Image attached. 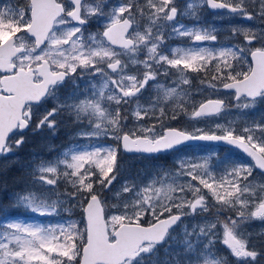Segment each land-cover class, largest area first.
I'll list each match as a JSON object with an SVG mask.
<instances>
[{
    "label": "snow or ice",
    "instance_id": "6c2138e0",
    "mask_svg": "<svg viewBox=\"0 0 264 264\" xmlns=\"http://www.w3.org/2000/svg\"><path fill=\"white\" fill-rule=\"evenodd\" d=\"M106 0H29L25 7L0 8V155H7L19 148L24 136L11 139L22 133L33 123V108L49 99L56 103L38 119L33 131L47 126L56 127L55 116L68 110L77 122L87 118L89 130L81 131L83 138L111 139L115 146L90 145L81 148L74 145L63 153L62 159L41 161L34 168L40 175L37 179L47 185H55L56 179L47 174L58 175L61 166L63 176L69 180L74 191L65 193L72 199H83L86 225L81 230L76 222L57 225L8 222L0 224V264H228L224 257L217 256L212 249L220 225L223 229V244L237 264H254L264 251L249 248L248 240L238 234L239 225L251 219L264 220V183L253 176L254 168L264 175V125L245 127L242 134L234 129L217 125L224 134L207 133L202 129L188 132L160 124L125 131L119 105L136 100L132 116L139 124L155 114L160 97L148 107L139 103L138 97L150 81L158 75L162 65L171 66L180 72L176 87L157 85L163 100L175 98L177 103L169 119L175 120L180 112L189 119L197 120L219 115L229 105L223 99H205L198 107L193 105L189 113L184 107L190 102L192 93L178 90L181 84L189 85L186 78L191 72L206 71L213 61L215 74L211 80L201 81L217 91V81L223 89L234 90L235 107L251 108L258 100L264 101V27L233 28L234 36H243V45L236 44L220 49L204 47L173 48L171 58L162 51L165 37L160 28L167 22H175L178 9L174 0H146L141 6L138 0H120L118 5L105 12ZM259 7L255 15L246 5ZM213 10H227L229 15H238L249 21L264 22V0H187L183 15L198 18L200 5ZM140 18H147L143 31L139 28ZM95 17L103 21V31L85 34L84 26ZM154 28L156 33L154 34ZM130 29H132L130 31ZM207 28L186 27L177 24L172 34L190 37L193 44L216 41L217 37ZM259 45V46H253ZM146 49L144 59H139ZM251 64L247 71H237V64ZM126 57L127 59H122ZM233 61L237 63H233ZM143 68V71L128 72V69ZM99 77V83L94 79ZM84 80L87 87L84 99L78 100V81ZM71 82L74 91L61 102L58 89ZM69 101H72L69 103ZM114 102L115 112L104 107V102ZM243 101V102H242ZM177 109L179 111H177ZM164 107L159 108L160 121L166 117ZM259 130L260 136L254 135ZM189 141H222L241 149L255 163L237 164L222 176L211 177L213 183L195 175L198 167L187 159L178 161L179 171L175 177L168 172L153 179L145 186L125 181L120 191L114 193L116 211L106 214L104 190L111 191L119 171L117 157L121 149L130 154L155 156L171 151H180ZM186 174L208 189L218 205L214 220L193 225H183L182 240L173 235L181 226L183 218L207 213L209 204L201 188L189 181L186 185L165 184L166 179H175ZM160 184L157 187V184ZM96 185L100 191H97ZM222 189L223 192L218 191ZM179 192V195L173 193ZM191 193L188 199L185 193ZM127 195V199H125ZM16 203L33 213L51 215L57 211L58 200H51L44 193L27 191L16 194ZM237 211V219L221 221L219 209ZM252 208V211H248ZM187 209V211L185 210ZM151 216V219H147ZM198 229V231H197ZM207 240L206 244H202ZM164 247L165 259L159 260V250ZM181 248L182 251H172ZM66 259H59V258Z\"/></svg>",
    "mask_w": 264,
    "mask_h": 264
},
{
    "label": "rangeland",
    "instance_id": "374dc122",
    "mask_svg": "<svg viewBox=\"0 0 264 264\" xmlns=\"http://www.w3.org/2000/svg\"><path fill=\"white\" fill-rule=\"evenodd\" d=\"M87 3H94L95 0H86ZM187 0H174L175 6L178 9V15L175 22H167L163 24L160 28V31L163 32L165 37V43L162 45V51L169 54L171 58V49L173 48H189V47H204L208 49H220L222 47H228L231 45L240 44L243 45V36H234L232 29L233 28H256L264 27V22L260 20L249 21L245 18H242L238 15H229L226 11L214 12L211 11L206 5L201 4L198 11V18L192 17L191 15H183L182 13L185 10ZM195 2V0H194ZM27 0V4H28ZM120 0H106L104 11L108 12L115 5H118ZM138 3L143 6L146 4V0H138ZM24 0H0V8L11 7L13 9L21 8L27 6ZM255 15V14H254ZM139 21V28L137 30L143 31L148 21L147 18H140L137 15ZM90 23L84 26L85 34L93 32H102L103 30V21H99L93 17L90 20ZM177 24H183L188 28L193 26L207 28L210 31L215 29L213 33L216 35V41H203L193 44L190 37L186 36H177L172 34V28ZM132 30V29H131ZM156 29L154 28V34ZM259 46V45H253ZM146 56V49H142L139 54V59H144ZM122 59H127L126 57H121ZM233 63H237L233 61ZM215 64L216 61L210 63L206 71L210 72V75L207 78H203V74H206V71L200 72H191L190 70L186 73V78L190 80L189 85L181 84L178 90L186 91L192 93L190 96V102H186L184 107L190 113L193 110V105L198 106V104L206 98H222L226 100V103L229 107L222 111L219 115L201 118L197 120L189 119L188 115L180 112L177 115L175 120L169 119L171 117L172 109L176 106V99H170L167 101L163 100V93L157 90V85L162 84L166 87H176L177 83L180 81V72L176 68L171 66L162 65L158 71L163 73L164 71L168 72L167 76L158 75L155 81H150L146 88L139 95V103L148 107L151 105L157 97H160V103L156 107L155 114L150 113L148 117L140 121L139 124L136 122L132 116V111L135 108L136 100L134 99L129 104L119 105L121 115L127 116V120L123 122L125 125V131L129 129L138 128L140 124L144 126H149L155 124L157 126V131H160V124L163 123L164 127L173 126L186 130L188 132H193L195 129H202L207 133H220L224 134L222 129H218L217 125H222L225 127H230L234 129V134H242V130L245 127H254L256 124L264 125V101L258 100L254 107L251 108H237L235 107V101L233 100V93L223 92L221 89L220 82L217 81V91H213L206 84L202 85L201 81L211 80L212 75L215 74ZM248 64L239 65L237 64V71H243ZM143 71V68H134L131 67L128 69V72ZM247 71V70H246ZM97 83H99V77L94 78ZM79 89H75L78 92V100L84 99L85 95H90L85 93V88L87 87L84 80L78 81ZM74 91L73 85L71 82H66L61 88L58 89V95L61 102L64 101ZM72 101H69L71 103ZM243 102V101H242ZM56 103L55 100L49 99L46 102L36 105L33 108V123L29 127L26 133H17L13 136L12 140L19 139L20 135L24 136L25 142L29 140L32 145V148L26 147L24 153L21 156H16L14 151L9 153L15 159H17L20 166H22L24 172L32 176L33 185L27 188L26 191H19L11 194V199L15 205L16 203V194H23L27 191H35L37 193H44L50 197L51 200H58L61 203L57 207V211L51 215H40L39 213H33L30 209H25L21 207V212L18 214H9L8 212L0 213V224H7L8 222H20L25 223H38L47 225H57L64 224L67 226L70 222H76L78 227L83 230L85 225L83 221V199H72L65 193H71L74 191L69 180L63 176L65 169L63 166L60 167L59 173L57 176L52 174H47L48 179H56L57 183L55 185H47L46 183H41L37 177L40 175L38 172H34V168L41 161H56L57 159L63 158V153L71 149L74 145H78L81 148H88L90 145H99V146H115L116 142L111 139L100 138H83L80 136L81 131L89 130L87 128L88 120L87 118H82L80 122H77L75 116L70 114L68 110L61 111L55 120L57 122L56 127L49 129L47 126L43 127L40 131H33L35 128L36 122L46 113V110L50 109ZM104 107L108 108L110 112H115L117 105L114 102H104ZM164 107L167 113L163 121L158 119L159 117V108ZM177 111H179L177 109ZM62 130L67 139L61 141L58 138L57 130ZM33 135L36 138V141H33ZM254 135L260 136L261 133L259 130H256ZM58 141V142H55ZM24 142V143H25ZM15 150V149H14ZM7 154V155H9ZM180 159H187L192 164L196 165H205V167H198L195 175H199L204 179H207L209 183H213L211 177L215 176L217 179L224 174L226 170H229L231 167L237 164L244 165H253L248 159L244 158L237 151L220 148L210 144L202 143L197 145L183 146L180 151H171L164 154H158L155 156L143 155L137 156L134 154H125L122 149L117 157V164L119 166V171L116 173L117 178L111 186V191L104 190L102 199L106 201V214L108 216L115 213V209L110 207L111 205L117 204L118 200L114 197V193L120 191L122 185L127 180L138 184L139 186L147 185L153 177L159 179L163 172H168L170 177H175V174L179 171L178 161ZM257 179L258 182L264 183V175L261 173L255 172L253 170V176L249 178ZM189 181L196 187L201 188L202 193L205 195L206 201L209 204V211L207 213L198 212L196 215H190L183 219L181 226H178L173 233L177 237V240H182L183 225H188L189 231H191L193 225H199L204 223L205 220H214L215 214L218 209L215 198L212 196V193L199 184V180H192L191 177L186 174L176 177L174 180L169 178L164 181L167 183H174L177 185H186ZM157 187L160 186L158 183ZM97 191H100L99 186L96 185ZM218 191L223 192L222 189ZM173 195H179V192L173 193ZM188 199H191V193H185ZM127 199V195L124 197ZM187 211V209H185ZM239 207L235 209L222 208L219 209V219L225 221L228 218L233 220L237 219V211ZM248 211H252V208H249ZM147 219H151V216H148ZM3 231V229H0ZM198 231V229H197ZM217 235L213 237L215 244L212 251L220 257L227 259L228 264H237L236 258L231 255L230 249L223 244V229L220 225L216 229ZM238 234H242V237L247 239L249 248H255L258 251H264V220L251 219L246 222H243L239 225ZM207 240L203 241L202 244H206ZM163 246L159 250V260L161 262L165 259V251ZM172 251H182L181 248L174 247ZM59 258V257H58ZM66 259V258H59ZM78 264V262H74ZM240 264H244L243 261ZM254 264H264V256L258 257V260Z\"/></svg>",
    "mask_w": 264,
    "mask_h": 264
},
{
    "label": "trees",
    "instance_id": "16d2710c",
    "mask_svg": "<svg viewBox=\"0 0 264 264\" xmlns=\"http://www.w3.org/2000/svg\"><path fill=\"white\" fill-rule=\"evenodd\" d=\"M27 4V0H24ZM248 10L253 14L258 10V3L255 5L248 4L246 5ZM248 64V63H247ZM248 67V66H247ZM244 68L243 71L248 70ZM203 78H207L210 75L209 71H206V74H203ZM208 75V76H207ZM58 138L61 141L67 139L66 134L58 129L57 130ZM36 141V138L33 135V141ZM58 142V141H55ZM36 143L31 144L29 140L23 143L19 148L14 150L16 156H21L24 153L26 147L32 148ZM32 176L24 172L22 166L18 163L12 155H2L0 156V213L8 212L9 214H18L21 212V207L15 205L11 199V194L19 191H26L28 187L33 185ZM103 195V194H102ZM84 204V203H83Z\"/></svg>",
    "mask_w": 264,
    "mask_h": 264
},
{
    "label": "water",
    "instance_id": "95a60500",
    "mask_svg": "<svg viewBox=\"0 0 264 264\" xmlns=\"http://www.w3.org/2000/svg\"><path fill=\"white\" fill-rule=\"evenodd\" d=\"M210 8V7H209ZM211 9V8H210ZM213 10V9H212ZM214 11H222V10H214ZM227 11V10H226ZM131 30V29H130ZM251 59V57H250ZM252 63V62H251ZM223 91L225 92H234V90H226V89H223ZM211 99H219V98H211ZM198 107V106H197ZM26 130V129H25ZM24 130V131H25ZM217 135H220V134H217ZM201 142H208V143H212L214 145H223V146H228V147H231V148H235V149H238L242 154H244L245 156H247L241 149L235 147V146H232V145H229L225 142H222V141H189L187 144H195V143H201ZM248 157V156H247ZM250 158V157H249ZM255 163V161H253ZM258 169V168H257ZM259 171H261L260 169H258ZM86 207V204L84 206V208ZM84 208H83V218H84V221H85V225H86V217H85V213H84Z\"/></svg>",
    "mask_w": 264,
    "mask_h": 264
},
{
    "label": "flooded vegetation",
    "instance_id": "af4514ba",
    "mask_svg": "<svg viewBox=\"0 0 264 264\" xmlns=\"http://www.w3.org/2000/svg\"><path fill=\"white\" fill-rule=\"evenodd\" d=\"M89 23H90V21H89ZM89 23H88V24H89Z\"/></svg>",
    "mask_w": 264,
    "mask_h": 264
}]
</instances>
